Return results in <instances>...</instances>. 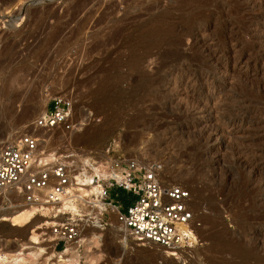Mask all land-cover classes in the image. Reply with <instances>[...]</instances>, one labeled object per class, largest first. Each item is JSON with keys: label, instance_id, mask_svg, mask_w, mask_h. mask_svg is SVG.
<instances>
[{"label": "rangeland", "instance_id": "1", "mask_svg": "<svg viewBox=\"0 0 264 264\" xmlns=\"http://www.w3.org/2000/svg\"><path fill=\"white\" fill-rule=\"evenodd\" d=\"M58 94L75 99L81 129L36 130L39 151L160 166L164 183L192 192L197 243L167 250L128 234L126 244L115 209L101 203V239L84 227L65 254L51 240L61 217L36 208L14 227L4 218L31 205L7 191L0 252L27 259L0 264H59L63 254H76L71 264H264V0H0V149L34 133ZM89 196L61 209L86 225L87 203L100 202ZM120 199L111 187L105 202ZM216 231L245 255L218 248Z\"/></svg>", "mask_w": 264, "mask_h": 264}, {"label": "built area", "instance_id": "2", "mask_svg": "<svg viewBox=\"0 0 264 264\" xmlns=\"http://www.w3.org/2000/svg\"><path fill=\"white\" fill-rule=\"evenodd\" d=\"M75 103L67 94L52 96L34 121L33 129L79 131L81 126L73 115ZM42 141L35 133H27L1 147L0 193L12 189L37 211L48 208L54 218L61 217V221L51 225L54 249L58 252L66 251L70 243L77 244L84 229L82 219L74 218L61 207L66 198L81 201L78 189L85 186L83 183L89 176L90 181L102 185L98 194H92L94 200L115 209L117 220L139 243L152 242L171 250L197 243L202 222L192 209V192L183 184L164 183L160 166H140L136 159L121 155H111L105 160L93 157L86 162L68 161L55 152H40ZM111 187L134 194V203L123 210L115 201L105 202Z\"/></svg>", "mask_w": 264, "mask_h": 264}, {"label": "bare ground", "instance_id": "3", "mask_svg": "<svg viewBox=\"0 0 264 264\" xmlns=\"http://www.w3.org/2000/svg\"><path fill=\"white\" fill-rule=\"evenodd\" d=\"M226 74V73H225ZM209 76V75H208ZM210 77V76H209ZM208 95V94H207ZM36 107L38 108L39 106H35L34 107V109L32 108H28L29 110L27 111V112H25L24 114L25 115H23V117H22V121H25L26 119H28L29 118V116H31L32 115V113L34 112V110L36 109ZM38 130H44V129H38ZM37 130V131H38ZM33 131H34V133H36L35 131H36V129H33ZM231 140V139H230ZM42 160H45V158H43ZM46 160H48V159H46ZM91 172V171H90ZM94 173V172H93ZM91 177L92 176H89L88 178H87V181L85 182V183H83L85 186V189H83V188H79L78 190H79V193L81 194H79V197L81 198V199H85L86 197H88L89 195H91V194H98L99 193V191H100V189L102 188V185L100 184V183H96V182H92V181H90L91 180ZM86 187L88 188V190L86 189ZM7 191H13L12 189H6V190H4V191H2L1 193H3V192H7ZM87 194V195H86ZM5 197H7V196H5ZM90 197V196H89ZM98 201V200H97ZM65 204V207L67 206V208L68 209H72L74 212L76 211V207H75V204L73 203V200L71 199V198H66V199H64V201H63ZM101 203H103V202H95V203H93V202H88L87 203V205H90L91 206V208L92 209H94L93 210V213L91 214V216H90V218H88V216L87 217H85V218H83V219H85L86 220V218H88L87 219V222H86V225L83 223V225H84V227H85V229L86 230H88L89 231V228H90V231H91V236L93 237V239H101V233L99 234V232H101L102 230H104L103 228V225L101 224V219H99V214H101V212H102V210H103V208H104V205L103 204H101ZM30 207V206H29ZM43 209H45V208H43ZM48 209V208H47ZM36 210V207L35 206H33V208H32V206H31V209L29 208V210L27 209V210H25L24 209V211H16V212H13V214L11 215V216H8V217H6V218H4V220H10L12 223H13V225L12 226H14V227H20L21 225H25V224H27L28 222H29V220H30V218H31V216L33 215L32 213L34 212ZM49 210V209H48ZM76 216V215H75ZM33 217V216H32ZM79 217V216H78ZM81 217V216H80ZM79 217V218H80ZM83 217V216H82ZM84 220V221H85ZM49 225V224H48ZM22 227V226H21ZM124 228V227H123ZM125 229V228H124ZM89 231V232H90ZM125 232V234L123 235V238H124V242L126 243V244H128L129 243V241H132V239H130L129 238V236H128V231L125 229L124 230ZM88 234V233H87ZM89 235H90V233H89ZM80 236H81V234H80ZM92 237H91V239H92ZM52 239V241L54 242L55 241V238H53V237H51ZM213 238V237H212ZM90 239V238H89ZM215 239V241L214 242H216L217 244H218V248H220L221 250L223 249V250H230V252L231 251H233V252H236V253H239V255L240 254H242V255H245V251H243V250H241V248H239L238 246H237V244L236 243H234L233 241H231V240H228V239H226V237L224 236V234H223V232H220V231H216V234H214V238H213V240ZM31 243L33 242V244H36L37 243V241H38V238H37V235H35L34 233H33V235H32V237H31ZM83 241V240H82ZM78 242H80V241H78ZM77 242V243H78ZM71 244L72 243H70V244H68V247L70 248L71 247ZM138 244H149V242H145V243H138ZM154 245H157V244H154ZM158 246V245H157ZM72 249V248H71ZM41 249H37V251L35 252V253H29L28 255H27V257H29L28 259H30V261L31 260H33V259H35L36 257H40L41 256V254L42 253H44V251L43 250H41ZM167 250H169V249H167ZM18 251H20V249H18V250H16V254L14 253V254H6L5 255V253H1L0 254V261H4V262H9V260L10 259H13V262H17V261H22V262H25L26 261V259L25 258H22V257H24V255H26L25 253H23V251H21V252H18ZM70 250H67L66 251V253H68ZM182 251V250H181ZM64 253H65V251H63ZM65 253V254H66ZM167 253H168V255H170V256H174V255H176V253L175 252H171V250L170 251H167ZM235 253V254H236ZM65 254H63V255H61L60 257H59V264H71V263H73L75 260H76V258L74 257V255H76V254H74L73 256H71V259H67V258H65L64 257V255ZM34 261V260H33ZM3 262V263H4Z\"/></svg>", "mask_w": 264, "mask_h": 264}, {"label": "trees", "instance_id": "4", "mask_svg": "<svg viewBox=\"0 0 264 264\" xmlns=\"http://www.w3.org/2000/svg\"><path fill=\"white\" fill-rule=\"evenodd\" d=\"M117 189L120 192V196H121V199L119 202L120 204L119 203L118 204L125 206V210H126L131 204L134 203L136 196L125 189H122V188H117ZM62 247L63 246H60V248Z\"/></svg>", "mask_w": 264, "mask_h": 264}]
</instances>
